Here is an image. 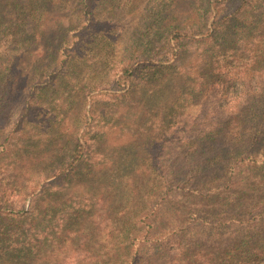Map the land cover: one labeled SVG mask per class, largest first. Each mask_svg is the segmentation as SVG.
Listing matches in <instances>:
<instances>
[{"label":"trees","instance_id":"obj_1","mask_svg":"<svg viewBox=\"0 0 264 264\" xmlns=\"http://www.w3.org/2000/svg\"><path fill=\"white\" fill-rule=\"evenodd\" d=\"M28 1L39 27L24 28L23 18L22 29H0V220L47 186L56 193L80 170L108 172L120 159L106 147L113 130L137 109L162 108L159 127L143 145L153 219L136 214L132 241L105 264H264V0H157L146 25L150 35L165 34L162 47L144 35L143 43L132 40L117 18L142 0H38L41 11ZM79 2L84 12L74 14L69 32L52 36L49 7ZM34 46V64L25 70L20 52ZM103 54L114 76L89 94L106 106L84 113L78 145L52 173L20 181L16 175L35 146L64 128L58 106L67 83ZM51 92L64 97L54 101ZM177 146L184 149L179 156ZM235 227L234 235H222ZM202 231L213 241L207 249L194 244ZM8 232L2 227L0 242Z\"/></svg>","mask_w":264,"mask_h":264},{"label":"rangeland","instance_id":"obj_2","mask_svg":"<svg viewBox=\"0 0 264 264\" xmlns=\"http://www.w3.org/2000/svg\"><path fill=\"white\" fill-rule=\"evenodd\" d=\"M105 1L107 0H103ZM156 1L142 0L137 10L121 12L117 18L127 26L132 40L142 39L144 35L149 39V44L154 43L155 46L162 47L165 34L158 31L150 35L146 25L147 17L151 15ZM36 3L40 5L38 0H35V10L41 11L42 8ZM81 5L79 2L73 8L56 5L49 7L52 14L46 26L52 36L58 37L67 29V33L69 32L71 21L77 17V13L84 12L83 5L82 10L80 9ZM160 5L161 2L158 3V6ZM0 11L4 12V18L0 20V29L1 26L3 29L6 27L22 29L23 18L26 19L24 28L35 31L39 27V22L29 16L31 1L2 0ZM1 35L0 32V41L3 40ZM71 35L70 33L69 36ZM141 41L143 43L145 40ZM34 48L35 46L29 50L25 47L20 52L21 66L25 70L31 69L34 64L33 57L36 55ZM107 69L108 61L103 54L98 62L92 59L89 64L81 67L80 79L75 76L74 83H67L69 94L65 101H59L61 105L58 106L64 107L60 109L63 115L58 117L64 128L58 129L50 141L40 142L35 146L29 159L20 167L16 178L24 181L26 178L49 175L78 145L85 130L84 113H91L94 104L103 108L106 106L105 101L92 103L89 92L95 83L105 84V77L114 76ZM51 93L54 101L63 96ZM139 112L142 116L137 119L136 115ZM163 114L162 108L145 111L137 109L131 121L126 124L124 121L119 123L112 135L107 138L106 144L108 153L120 158L119 164H114L108 172L96 175L90 171L80 170L73 180L65 183L56 193H51L47 186L38 191L35 197L26 198V201L20 204V208L24 207V210H19L17 215L4 216L5 219L0 220V231L7 225L9 232L1 235L0 256L8 259L3 263L50 264L59 259L67 264H105L112 252L131 242L135 233L134 224L131 225L134 223L132 222L134 216L137 214L153 219L149 214L151 210L146 208L150 200V188L143 161V145L147 135L159 127L160 115ZM174 152L179 156L184 149L177 146ZM129 157L133 160L130 161ZM121 178L129 181H119ZM206 209V206L200 205V215H206L208 211ZM206 219L209 220V216ZM197 223L200 224L201 221L198 220ZM144 231L146 233V228ZM237 231L236 227L224 229L222 235L229 237ZM160 233L164 236L169 234L166 230ZM193 240L196 246L201 245L204 249L213 244L212 239L203 231L196 232ZM187 242L184 241L182 245Z\"/></svg>","mask_w":264,"mask_h":264}]
</instances>
